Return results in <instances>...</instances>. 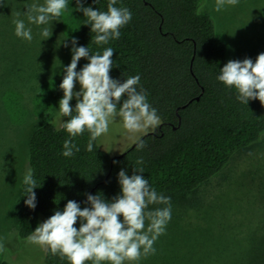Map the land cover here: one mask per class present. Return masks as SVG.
Here are the masks:
<instances>
[{
	"label": "trees",
	"instance_id": "obj_1",
	"mask_svg": "<svg viewBox=\"0 0 264 264\" xmlns=\"http://www.w3.org/2000/svg\"><path fill=\"white\" fill-rule=\"evenodd\" d=\"M202 2L118 0L116 6L127 7L132 19L120 29L118 40L103 46L114 50L109 75L121 82L139 75L160 125L140 137L142 148L137 147V140L116 156L103 150L98 141L92 152L86 151L89 134L85 132L74 141L80 151L65 158L60 153L67 134L55 131L53 121L44 120L27 139L28 164L41 186L34 189L37 204L30 210L24 204L20 184L16 201L20 238H27L41 218L47 219L68 200L82 202L86 193L97 192L112 198L119 192L116 177L121 168L131 175L132 167H143L145 178L159 194L185 195L196 192L216 175L233 154L259 140L264 133V106L257 100L248 105L239 103L235 91L216 80L226 63L227 49L216 34L212 18L204 13L194 15ZM107 3L84 0V6L101 11L107 10ZM80 18L78 46L88 45L92 53L102 51L92 42L94 34L83 25L86 18L81 12ZM86 62L81 58L77 70ZM75 102L73 99L70 104ZM137 160L142 163L137 165ZM214 237L210 246L192 249L191 256L183 254L171 263L264 264V239L253 247V243L238 244L242 241H235L236 237ZM44 263L67 264L48 250Z\"/></svg>",
	"mask_w": 264,
	"mask_h": 264
},
{
	"label": "rangeland",
	"instance_id": "obj_2",
	"mask_svg": "<svg viewBox=\"0 0 264 264\" xmlns=\"http://www.w3.org/2000/svg\"><path fill=\"white\" fill-rule=\"evenodd\" d=\"M33 2L37 0H0V264H45L46 249L18 235L16 201L29 167L27 139L44 120L54 123L62 97L61 68L70 62L71 39L79 42L81 18L75 0L48 25L52 35L47 40L41 41L34 24L29 25L31 43L17 38L12 21L24 19L27 25L23 12ZM200 6L226 46V63L254 61L264 53V0H239L220 12L214 10V0H203ZM64 40L69 47L63 46ZM136 141L117 124L110 126L109 136L100 138L98 144L116 156ZM165 196L171 198V220L153 245L155 253L142 256L137 264H172L183 254L191 256L192 249L210 246L215 235L236 237L240 245L258 247L264 239V133L252 146L233 154L196 192ZM156 207L163 205H149V209ZM41 219L39 224L45 220Z\"/></svg>",
	"mask_w": 264,
	"mask_h": 264
},
{
	"label": "clouds",
	"instance_id": "obj_3",
	"mask_svg": "<svg viewBox=\"0 0 264 264\" xmlns=\"http://www.w3.org/2000/svg\"><path fill=\"white\" fill-rule=\"evenodd\" d=\"M70 3L72 0L33 2L23 12L27 25L24 19L12 21L14 35L31 43L33 33L29 25L34 24L39 28L41 41L47 40L52 35L48 25L61 17ZM117 3L118 0H108L107 10L101 11L84 6V0H75V11L86 18L83 25L89 26L90 33L94 34L92 42L102 47V51L92 53L88 45L77 46L75 37L70 41L71 59L61 68L62 97L54 119L55 131L63 130L67 134L60 153L65 158L80 151L74 141L85 132L89 134L85 150L92 152L94 142L109 136L110 126L119 124L126 136L140 141L141 135L160 123L139 75L122 82L109 75L114 50L103 46L118 40L120 29L132 19L131 11L117 7ZM238 3L239 0H214V10L220 12ZM201 11L202 6H197L194 15L199 16ZM62 43L69 47L65 40ZM81 58L87 62L77 70ZM216 80L234 90L239 103L248 105L249 101L257 100L264 106V53L258 54L254 61L251 58L229 60L219 69ZM76 85L78 90H74ZM73 99L74 106L70 104ZM137 147L142 148L143 142ZM141 163L137 160V165ZM143 173V167H132L131 175L121 168L116 177L119 186L116 195L106 199L101 192L86 193L82 202L68 200L62 209H54L51 216L38 224L27 241L53 255L58 254L67 264H137L142 256L155 253L153 245L171 220V198L159 194ZM22 184L24 204L34 210L37 204L34 189L41 185H37L31 167L26 168ZM149 205L163 207L149 209Z\"/></svg>",
	"mask_w": 264,
	"mask_h": 264
}]
</instances>
